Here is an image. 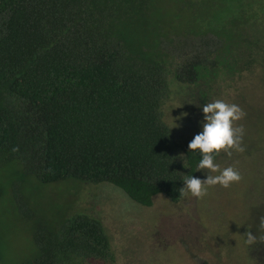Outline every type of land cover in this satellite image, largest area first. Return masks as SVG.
<instances>
[{
  "label": "trees",
  "instance_id": "1",
  "mask_svg": "<svg viewBox=\"0 0 264 264\" xmlns=\"http://www.w3.org/2000/svg\"><path fill=\"white\" fill-rule=\"evenodd\" d=\"M223 2L0 0V169L21 166L42 185L108 183L146 208L157 196L181 203L185 175L210 174L188 149L202 107L223 100L220 77L239 71L220 52ZM251 97L237 125L252 148L264 112ZM34 241L33 264L112 261L101 223L85 213L60 230L38 226ZM248 250L264 264V242Z\"/></svg>",
  "mask_w": 264,
  "mask_h": 264
},
{
  "label": "rangeland",
  "instance_id": "2",
  "mask_svg": "<svg viewBox=\"0 0 264 264\" xmlns=\"http://www.w3.org/2000/svg\"><path fill=\"white\" fill-rule=\"evenodd\" d=\"M179 1L173 0L171 9ZM216 9V26L223 31L221 55L228 70H239L220 77V97L246 113L252 95L264 112V71L259 67L264 64V0H227ZM262 142L251 141V148L243 141V153H225L227 161L220 167L238 169L239 183L228 189L210 187L203 199L189 195L178 205L157 196L149 208L108 183L42 185L21 166H6L0 169V264H33L37 227L60 230L64 220L84 213L101 223L110 246L112 261L92 264H220L217 256L224 264H254L244 234H264Z\"/></svg>",
  "mask_w": 264,
  "mask_h": 264
},
{
  "label": "clouds",
  "instance_id": "3",
  "mask_svg": "<svg viewBox=\"0 0 264 264\" xmlns=\"http://www.w3.org/2000/svg\"><path fill=\"white\" fill-rule=\"evenodd\" d=\"M202 130L194 136L188 144L192 153L200 156L196 165L197 171L208 170L206 178L201 180L192 175H185L184 187L180 194L188 197L203 199L208 194V189L219 185L224 189L242 180L241 173L233 166L221 168L216 158L221 151L231 156L233 152L243 153L244 128L237 122L244 119L246 113L235 103H227L217 99L202 107ZM179 125L175 124V127ZM246 246H253L258 241L264 242V236L257 237L248 231L244 234Z\"/></svg>",
  "mask_w": 264,
  "mask_h": 264
}]
</instances>
